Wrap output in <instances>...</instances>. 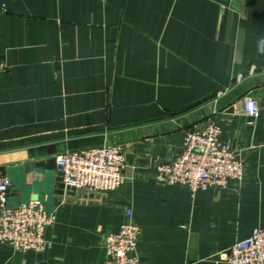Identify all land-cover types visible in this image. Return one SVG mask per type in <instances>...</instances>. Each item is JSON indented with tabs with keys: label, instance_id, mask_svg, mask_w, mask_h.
Returning a JSON list of instances; mask_svg holds the SVG:
<instances>
[{
	"label": "crops",
	"instance_id": "crops-1",
	"mask_svg": "<svg viewBox=\"0 0 264 264\" xmlns=\"http://www.w3.org/2000/svg\"><path fill=\"white\" fill-rule=\"evenodd\" d=\"M0 60L8 175L69 150L134 154L103 195L59 193L57 169L10 177L12 205L39 199L57 216L43 252L5 245L0 264H104L127 210L144 230L142 264H229L230 247L264 228V0H0ZM209 122L240 152L243 182L196 196L156 184V163Z\"/></svg>",
	"mask_w": 264,
	"mask_h": 264
},
{
	"label": "built area",
	"instance_id": "built-area-1",
	"mask_svg": "<svg viewBox=\"0 0 264 264\" xmlns=\"http://www.w3.org/2000/svg\"><path fill=\"white\" fill-rule=\"evenodd\" d=\"M8 65L0 60V72ZM260 104L255 98L244 100V113L257 117ZM57 171L65 189L103 195L120 188L127 180V151L121 144H109L83 150H69L56 156ZM150 177L158 185H182L192 196L211 188L241 184L245 177L243 158L231 143L221 140L220 127L209 122L185 132L181 150L161 159ZM12 179L0 167V249L8 245L14 251L43 252L49 245L46 231L56 220L38 199L12 205ZM130 217L119 230L104 237V264H142L139 245L143 228ZM229 264H264V228L253 230L229 249Z\"/></svg>",
	"mask_w": 264,
	"mask_h": 264
},
{
	"label": "water",
	"instance_id": "water-1",
	"mask_svg": "<svg viewBox=\"0 0 264 264\" xmlns=\"http://www.w3.org/2000/svg\"><path fill=\"white\" fill-rule=\"evenodd\" d=\"M127 162L129 165H133L134 163V154L133 153H127ZM36 166L38 168H45V169H49V170H54L57 169V164H56V157L49 159L48 161L44 162V161H40V162H36L34 164H27L23 167H21L20 169H16V168H9L8 172H9V176L11 178H13V183H18L17 180V176L20 173H27L30 171L31 167ZM58 187H59V193H63L64 189H65V185L62 182L61 177L58 178ZM39 200V199H38Z\"/></svg>",
	"mask_w": 264,
	"mask_h": 264
},
{
	"label": "rangeland",
	"instance_id": "rangeland-1",
	"mask_svg": "<svg viewBox=\"0 0 264 264\" xmlns=\"http://www.w3.org/2000/svg\"><path fill=\"white\" fill-rule=\"evenodd\" d=\"M189 129H187L186 131H188Z\"/></svg>",
	"mask_w": 264,
	"mask_h": 264
}]
</instances>
